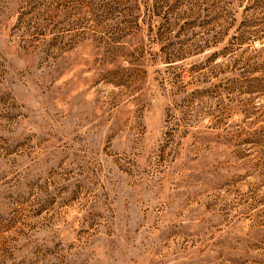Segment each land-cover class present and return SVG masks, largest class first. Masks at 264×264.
Returning <instances> with one entry per match:
<instances>
[{"label":"rangeland","instance_id":"rangeland-1","mask_svg":"<svg viewBox=\"0 0 264 264\" xmlns=\"http://www.w3.org/2000/svg\"><path fill=\"white\" fill-rule=\"evenodd\" d=\"M0 264H264V0H0Z\"/></svg>","mask_w":264,"mask_h":264}]
</instances>
